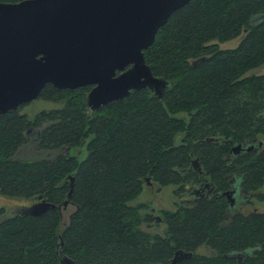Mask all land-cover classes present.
I'll return each mask as SVG.
<instances>
[{
    "label": "trees",
    "instance_id": "obj_1",
    "mask_svg": "<svg viewBox=\"0 0 264 264\" xmlns=\"http://www.w3.org/2000/svg\"><path fill=\"white\" fill-rule=\"evenodd\" d=\"M263 14L264 0H188L173 10L142 50L168 80L161 96L141 87L91 111L89 85L46 83L38 96L59 107L0 113V194L73 205L61 226L56 207L34 215L0 206V264H168L177 250L185 255L174 264H264V211L237 206L264 200V70L247 72L264 63ZM237 35L229 48L213 41ZM31 129L46 154L14 157ZM237 143L253 146L232 152ZM79 146L80 158L69 152ZM146 179L173 185L178 198L159 211L161 232L139 226L151 218L143 202H127ZM205 183L208 194L194 195Z\"/></svg>",
    "mask_w": 264,
    "mask_h": 264
},
{
    "label": "water",
    "instance_id": "obj_2",
    "mask_svg": "<svg viewBox=\"0 0 264 264\" xmlns=\"http://www.w3.org/2000/svg\"><path fill=\"white\" fill-rule=\"evenodd\" d=\"M187 1H0V113L34 99L46 83L69 89L89 85L84 103L91 111L141 87L161 96L168 80L152 74L142 50L169 14ZM252 146L237 143L231 151ZM191 164L200 171L196 158ZM72 177L68 175L67 195ZM205 185L194 194L206 196L211 186ZM222 193L232 205V191ZM66 203V198L60 204L39 198L21 211L37 215ZM182 255L177 250L168 264ZM60 263L72 261L61 256Z\"/></svg>",
    "mask_w": 264,
    "mask_h": 264
},
{
    "label": "rangeland",
    "instance_id": "obj_3",
    "mask_svg": "<svg viewBox=\"0 0 264 264\" xmlns=\"http://www.w3.org/2000/svg\"><path fill=\"white\" fill-rule=\"evenodd\" d=\"M240 35H237L232 38H228L222 41H215L216 45L220 48H229L236 44ZM264 70V63L258 67L251 68L247 72L259 73ZM85 98V95H84ZM62 101H53L49 99H45L42 97H35L34 99L25 102L24 104L18 107L19 112L24 113L28 118H32L33 115L41 110V109H49L53 107H59ZM27 140L19 146V148L14 152V157L19 158H33L39 157L41 155L46 154V152H41L40 149L36 148L35 143L33 141V136L35 134V129L28 130L26 132ZM262 140H264V135L260 136ZM83 146H79V150L77 147H71L69 152L76 154L78 158L84 155ZM173 185L167 184L158 188L155 183L152 182H145L142 185L140 192L132 199L128 200L127 202L130 204L143 202L145 204V210L147 213H151V218L146 222H141L139 226L142 229L146 230H156L161 232L164 227V222L161 221L160 217V210L161 209H173L175 207V203L177 201V196L173 193ZM19 205H27L26 201L21 199H15L8 196H4L0 194V206L5 209V212H9L13 209L21 207ZM238 209L242 211H250V210H257V211H264V200H256L250 199V201H245L244 203H237ZM73 209V205L70 203H66L65 206H60L59 214H60V221L61 225H63L68 218V215ZM141 210V212H143ZM157 216V219H156ZM153 228V229H152Z\"/></svg>",
    "mask_w": 264,
    "mask_h": 264
},
{
    "label": "flooded vegetation",
    "instance_id": "obj_4",
    "mask_svg": "<svg viewBox=\"0 0 264 264\" xmlns=\"http://www.w3.org/2000/svg\"><path fill=\"white\" fill-rule=\"evenodd\" d=\"M207 187L205 186L203 189H206ZM202 189V190H203ZM199 191V190H198ZM197 194V193H196ZM195 195V194H194ZM198 195H199V193H198ZM234 194L232 193V196H233ZM194 198H196V196L195 197H193L192 199H190V196H189V198H187L186 200L187 201H191V200H193Z\"/></svg>",
    "mask_w": 264,
    "mask_h": 264
}]
</instances>
